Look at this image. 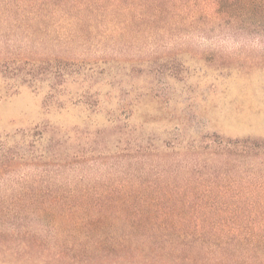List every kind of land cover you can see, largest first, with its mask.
<instances>
[{
	"label": "rangeland",
	"instance_id": "374dc122",
	"mask_svg": "<svg viewBox=\"0 0 264 264\" xmlns=\"http://www.w3.org/2000/svg\"><path fill=\"white\" fill-rule=\"evenodd\" d=\"M213 134L264 140V0H0V264H264Z\"/></svg>",
	"mask_w": 264,
	"mask_h": 264
},
{
	"label": "trees",
	"instance_id": "16d2710c",
	"mask_svg": "<svg viewBox=\"0 0 264 264\" xmlns=\"http://www.w3.org/2000/svg\"><path fill=\"white\" fill-rule=\"evenodd\" d=\"M55 60H56L55 65L61 68V70L59 71L60 74L66 77L78 75V73H81V71L83 70L90 71V70L95 69V66L86 67L83 61L69 60V59H65L62 57L55 58ZM40 61L42 62L43 60H40ZM17 62L24 63V65H27L29 62V59H26V58L17 59ZM14 64H19V63H14ZM73 67L77 69L74 70ZM45 68L47 67H43L42 65V67H40L37 70V73L43 74L44 72L42 71H44L43 69ZM17 69L20 71L24 70L21 64L18 65ZM30 71H34V70L30 69ZM213 140L216 145L226 147V148H228V146L229 147L231 146V149L233 148V150L234 149L239 150L240 148L241 150H247V149L259 150V151L264 150V140H259V139H252V138L232 139V138H224L219 134H213Z\"/></svg>",
	"mask_w": 264,
	"mask_h": 264
}]
</instances>
